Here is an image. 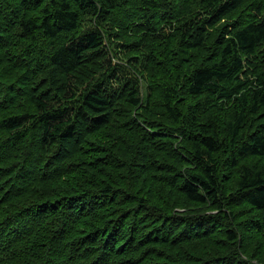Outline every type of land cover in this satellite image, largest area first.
I'll use <instances>...</instances> for the list:
<instances>
[{
    "label": "trees",
    "instance_id": "16d2710c",
    "mask_svg": "<svg viewBox=\"0 0 264 264\" xmlns=\"http://www.w3.org/2000/svg\"><path fill=\"white\" fill-rule=\"evenodd\" d=\"M0 264H264V0H0Z\"/></svg>",
    "mask_w": 264,
    "mask_h": 264
},
{
    "label": "bare ground",
    "instance_id": "6f19581e",
    "mask_svg": "<svg viewBox=\"0 0 264 264\" xmlns=\"http://www.w3.org/2000/svg\"><path fill=\"white\" fill-rule=\"evenodd\" d=\"M142 215V214H141ZM147 216V215H146ZM145 217V216H144ZM147 220V219H146ZM148 223V222H147ZM154 223V222H153ZM144 224V223H143ZM161 224V223H160ZM165 224V223H164ZM157 229V228H156Z\"/></svg>",
    "mask_w": 264,
    "mask_h": 264
}]
</instances>
